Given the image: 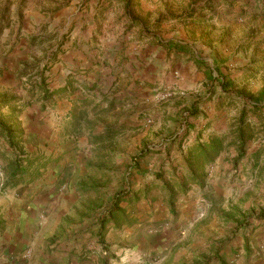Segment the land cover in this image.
Returning a JSON list of instances; mask_svg holds the SVG:
<instances>
[{"label": "rangeland", "instance_id": "obj_1", "mask_svg": "<svg viewBox=\"0 0 264 264\" xmlns=\"http://www.w3.org/2000/svg\"><path fill=\"white\" fill-rule=\"evenodd\" d=\"M0 78L28 106L66 99L65 136L92 146L81 155L99 218L128 194L119 236L138 247H115L114 263L264 264V105H251L264 94V0H0ZM213 137L225 148L190 184L187 151Z\"/></svg>", "mask_w": 264, "mask_h": 264}, {"label": "crops", "instance_id": "obj_2", "mask_svg": "<svg viewBox=\"0 0 264 264\" xmlns=\"http://www.w3.org/2000/svg\"><path fill=\"white\" fill-rule=\"evenodd\" d=\"M99 71L103 70L97 68L86 81H94ZM5 84L0 78L1 91ZM1 91L0 125L12 130L16 145L10 146L7 133L0 129V161L10 162L3 167L4 190L0 193V264H113L109 251L138 247L120 238L128 230L123 225L108 224L104 239L99 236L101 208L94 205L98 189L92 182L86 184L87 159L81 155L85 146H92L81 138L65 136L63 122L70 119L66 99L42 110L41 99L28 106L24 101L29 99L21 101ZM18 159L21 161L15 170L11 166ZM90 193L91 202L86 199ZM169 247L161 249L168 251L166 261L168 257L178 262L180 249L169 254ZM125 260L119 259L118 264H125Z\"/></svg>", "mask_w": 264, "mask_h": 264}, {"label": "trees", "instance_id": "obj_3", "mask_svg": "<svg viewBox=\"0 0 264 264\" xmlns=\"http://www.w3.org/2000/svg\"><path fill=\"white\" fill-rule=\"evenodd\" d=\"M174 44L172 42L167 44L168 49H173ZM224 85V84H223ZM222 85V86H223ZM251 105L253 107H258L260 104L264 105V94H260L258 97L253 99L251 101ZM242 118L244 116L242 115L240 123H242ZM79 119H76V116L74 117L73 121L69 124V128L71 130V133H73L76 130V126L78 124ZM0 129L4 133H7L8 138L10 139V146L14 147L16 144L13 143L12 141L15 139L16 136L12 134V130L9 128H6L5 125L1 124ZM69 130V131H70ZM68 131V133H69ZM100 140V137H95L94 141L97 142ZM236 145L238 148V157L237 160H240L243 158L244 154V144L246 142V131L240 128L237 130V136H236ZM223 146V140L219 137H213L210 139L208 143H197L191 149H188L187 151V168L189 169V177H190V184H201L203 181V169L207 166L210 165L215 161V159L221 154V152L224 150ZM141 156V155H140ZM138 157V159H141L142 157ZM21 160L18 159L17 162L15 161L14 164L11 166V168L15 169L19 167L18 162ZM133 162H136L135 160ZM136 166V164H134ZM20 172V170L18 171ZM37 173V177H38ZM180 190H184L185 187L183 185H179ZM128 197V194H116L113 197L112 204H111V209L104 213L105 217H102L99 219V224H100V233L99 236L102 237L105 233L104 229L109 221L114 222L115 226L118 227L119 225L122 224H128V221H126L123 213L119 209V204L124 202V200ZM169 203L172 205L173 203V195L171 194ZM264 215V212L261 213L257 217V219L262 218Z\"/></svg>", "mask_w": 264, "mask_h": 264}, {"label": "built area", "instance_id": "obj_4", "mask_svg": "<svg viewBox=\"0 0 264 264\" xmlns=\"http://www.w3.org/2000/svg\"><path fill=\"white\" fill-rule=\"evenodd\" d=\"M4 190V170L0 164V193Z\"/></svg>", "mask_w": 264, "mask_h": 264}]
</instances>
